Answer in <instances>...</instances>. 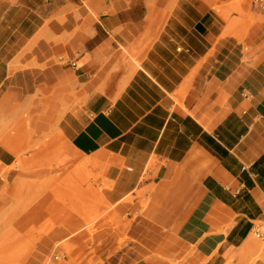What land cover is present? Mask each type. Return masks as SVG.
<instances>
[{"label": "crops", "instance_id": "obj_1", "mask_svg": "<svg viewBox=\"0 0 264 264\" xmlns=\"http://www.w3.org/2000/svg\"><path fill=\"white\" fill-rule=\"evenodd\" d=\"M263 4L0 0V117L40 120L0 173V230L20 215L12 242H39L26 264L71 239L127 264H264ZM69 152L108 185L116 221L92 239L58 198L85 167Z\"/></svg>", "mask_w": 264, "mask_h": 264}, {"label": "rangeland", "instance_id": "obj_2", "mask_svg": "<svg viewBox=\"0 0 264 264\" xmlns=\"http://www.w3.org/2000/svg\"><path fill=\"white\" fill-rule=\"evenodd\" d=\"M240 1L242 2L243 0ZM235 11L243 13V8L240 6L235 8ZM41 121L43 122V120ZM38 125H40V120L34 119L30 112H26L18 118L0 117V141L4 140L6 142L3 145L10 156L8 157L9 160L18 156L25 158L34 153L29 150L30 146L28 145L41 141L38 140L39 135H36L35 127ZM23 146L26 149L19 150ZM2 157H0V173L8 179L11 171L19 167L17 165L12 166L13 164L7 167L2 162ZM69 174L72 175H70L69 182L65 184L67 191L63 194L60 193L58 198L68 203L69 227L72 230L85 228L90 233L88 238L92 239L95 225L99 223L108 225L116 221V217L108 213V205L104 202L102 190L108 185H98L99 180H104V174L103 172L101 174L95 173L93 168L84 167L78 172L72 171V167H70ZM144 202L146 201L143 200L142 204ZM92 203L97 207L89 211L88 205ZM19 216H9V220L6 223L8 224L7 229H9L6 231L0 230V264H26L31 254L35 252L37 243H39L12 242L15 237H20L19 231H14V224L19 226L18 223H20L21 218ZM54 225L56 224L53 222L51 226ZM2 228L5 229L4 227ZM258 231L260 235L264 234V228H260ZM125 235L126 233L122 232V240ZM106 249L108 250V248ZM121 253L122 251H118L116 257H105L96 252L93 242H74L71 239L65 245L55 244L51 252L46 256L44 263L60 264L63 261L64 264H127L128 258L119 260Z\"/></svg>", "mask_w": 264, "mask_h": 264}, {"label": "bare ground", "instance_id": "obj_3", "mask_svg": "<svg viewBox=\"0 0 264 264\" xmlns=\"http://www.w3.org/2000/svg\"><path fill=\"white\" fill-rule=\"evenodd\" d=\"M0 144H6V142L4 141V140H1L0 141ZM69 158H70V160L71 161H79V162H81V165L82 166H87V165H94V164H96L97 162H98V158L97 157H83L82 155H80V154H78V153H76V152H69ZM22 161H23V158L22 157H20V156H18L17 157V159H16V161H15V163H13V165L12 166H20L21 164H22ZM10 167V166H9ZM70 175H72V174H70ZM28 218V214H25L24 216H23V218H22V220H26ZM78 231H79V229H75V230H73V232L76 234V233H78ZM59 245L61 244H67V242H60V243H58ZM60 264H64V262L62 261Z\"/></svg>", "mask_w": 264, "mask_h": 264}, {"label": "built area", "instance_id": "obj_4", "mask_svg": "<svg viewBox=\"0 0 264 264\" xmlns=\"http://www.w3.org/2000/svg\"><path fill=\"white\" fill-rule=\"evenodd\" d=\"M262 9H264V4L262 5ZM72 64H73V65H76V63H75V62H72Z\"/></svg>", "mask_w": 264, "mask_h": 264}]
</instances>
